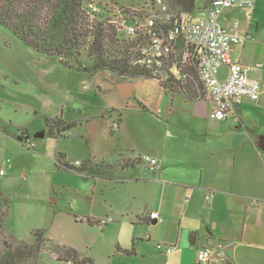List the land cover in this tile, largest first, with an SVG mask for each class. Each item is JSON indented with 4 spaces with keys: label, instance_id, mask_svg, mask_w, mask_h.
<instances>
[{
    "label": "rangeland",
    "instance_id": "rangeland-1",
    "mask_svg": "<svg viewBox=\"0 0 264 264\" xmlns=\"http://www.w3.org/2000/svg\"><path fill=\"white\" fill-rule=\"evenodd\" d=\"M206 1L195 0V3L200 7ZM84 2L83 7L96 5L100 11L98 19L105 20L119 7L135 10L148 1ZM256 7L251 13L227 10L222 19L225 18L231 26L238 22L239 27L244 26L247 32L260 22L258 35H250L254 36L255 43L264 44V0H260ZM197 14L195 12V16ZM80 63L89 65L85 59ZM258 63L262 68L258 75H252L262 89L258 103L246 100L242 109L247 107L244 123L257 137H264V61ZM225 71V67L220 68L218 76L223 77ZM114 81L106 73L91 75L68 69L55 58L38 55L0 26V169L3 166L6 170V176L0 177V205L4 199L10 203L9 216L4 223L7 231L4 229L2 233L18 241H29L30 231L44 229L52 242L43 244L40 259L27 264H66L62 259L65 255L56 251L58 245L74 249L79 260H91L92 264H185L177 253L179 249L164 255L157 250V243H148L144 240L145 234L133 230L130 225H123L119 231L112 223L108 229L90 228L85 222L90 210L89 197L81 190H66L64 186L52 183V166L62 168L63 164L71 165L78 160L87 166L89 176L96 174L88 164L92 158L114 164L129 155L136 163L156 154L159 149L157 135L162 126L155 114L159 110L163 114L167 111L170 94L164 92L155 80H139L133 97L138 107L127 110L126 114L123 111L117 113L107 109L105 97ZM174 97H177L176 103H180L179 110H184L179 115L193 117L195 111L189 108L186 112L188 108H185L182 96L175 94ZM43 116L64 121L75 119L78 120L77 127L56 134L55 130L50 132L45 127ZM202 120L223 125L210 120L209 114H203ZM18 128L24 129L23 133L29 138L18 142ZM41 131L44 137L34 139L33 135ZM30 143L34 144V149L29 148ZM41 154L52 156L53 162L49 163L47 158L39 156ZM59 156L63 158L62 163H58ZM146 169L144 163L139 162L127 173L131 177L142 173L153 175ZM106 196L109 202L114 201L116 193L112 195L110 192ZM6 211L7 207L1 210ZM150 226L160 227L159 224ZM134 236H137L136 240ZM0 242H3L2 237ZM158 243L168 246L162 241Z\"/></svg>",
    "mask_w": 264,
    "mask_h": 264
},
{
    "label": "crops",
    "instance_id": "crops-1",
    "mask_svg": "<svg viewBox=\"0 0 264 264\" xmlns=\"http://www.w3.org/2000/svg\"><path fill=\"white\" fill-rule=\"evenodd\" d=\"M258 2L260 0L249 13L256 10ZM220 20L225 27L233 28L225 18ZM259 27L260 22H257L253 30L248 28L247 32L244 26L237 30L256 36ZM231 56L249 65L264 61V44L253 41L235 47ZM103 73L115 80L105 95L108 110L126 114L127 110L138 107L133 97L137 83L142 79L121 80ZM176 98L170 96L164 114L160 110L155 114L162 126L157 135L159 149L151 156L157 166L150 171L144 164L146 171L153 175L129 176L127 172L138 164L126 155L115 162L128 164L125 170L106 172L89 166L96 173L89 176L87 167L84 174H79L52 166V183L64 186L66 190H81L89 197L90 210L85 222L90 228L108 229L112 223L119 231L123 225H130L133 230L148 235V239L143 238L148 243L162 241L173 245V252L179 249L177 253L185 264H193L197 250L203 245L214 251L211 264H264V152L259 149L261 137H257L243 121L247 107H242L246 100L238 107L237 117L221 122L223 125L220 126L202 120L203 114L208 115L211 110L210 103L185 101L182 97L188 108L186 112L189 108L195 111L194 116L188 118L179 115L184 110H179L180 103H176ZM258 99L253 102L258 103ZM68 121L78 122L75 119ZM39 156L53 162L52 156ZM90 160L93 163L104 161ZM130 163L134 166H129ZM0 170L5 172L0 177H5L4 167ZM110 192L116 193V197L109 202L106 195ZM210 192L214 196L206 200ZM150 213H156L159 221L149 220ZM106 218L111 222L104 226L97 224ZM36 230L44 229L32 230L30 235ZM45 238L52 243L46 237V230Z\"/></svg>",
    "mask_w": 264,
    "mask_h": 264
},
{
    "label": "trees",
    "instance_id": "trees-1",
    "mask_svg": "<svg viewBox=\"0 0 264 264\" xmlns=\"http://www.w3.org/2000/svg\"><path fill=\"white\" fill-rule=\"evenodd\" d=\"M84 1L0 0V26L28 49L38 55L55 58L68 69L84 71L91 75L107 72L121 80L152 79L170 96L179 94L185 101H201L199 99L201 87L194 67L186 68L178 76L172 72L170 64H166L163 78L154 75L152 68L149 69L140 63L143 40L126 39L106 19L91 18L88 15V7H83ZM164 1L172 11L179 13H194L200 8L196 6L195 0ZM84 59L89 65H81L80 61L83 63ZM43 118L45 127L50 132L55 130L56 134L77 127L76 121L65 122L60 118L52 119L47 116ZM18 129L20 136L25 137L24 129ZM62 159L59 156L58 163H62ZM88 162L90 167L106 172L122 171L128 167L126 163L110 164L104 161L93 163L91 160ZM139 162L142 161L138 160L134 164ZM134 164L130 163L129 166ZM61 166L63 170L79 174H84L87 167L82 164L79 167L67 164ZM4 207H7V211L1 212ZM9 207L10 203L4 199L0 205V237L3 238V242H0V264H27L40 259L43 244L49 242L45 238V230L33 231L29 241H18L9 234L3 236ZM56 251L65 255L62 259L66 262L73 260L75 264L76 262L92 264L91 260H79L78 253L72 248L58 245Z\"/></svg>",
    "mask_w": 264,
    "mask_h": 264
},
{
    "label": "built area",
    "instance_id": "built-area-1",
    "mask_svg": "<svg viewBox=\"0 0 264 264\" xmlns=\"http://www.w3.org/2000/svg\"><path fill=\"white\" fill-rule=\"evenodd\" d=\"M256 1L209 0L195 11L198 12L195 16V12L172 11L164 0H151L135 10L119 7L110 13L106 21L124 38L143 40L140 63L152 68L154 75L163 78L166 64H170L172 72L178 76L186 68L194 67L201 87L199 99L212 106L209 119L225 122L237 117V109L243 101L258 99L262 89L252 75H258L262 64L246 65L233 60V49L243 47L254 38L248 33H239L238 22L229 29L220 19L225 11L231 9L249 12ZM88 6V15L98 18L99 8L94 4ZM222 67H225L226 74L220 78L219 69ZM29 148L34 149V144L30 143ZM141 161L150 171H154L157 166V161L150 157ZM81 164L75 161L71 165L79 167ZM4 173V170H0V176ZM213 196L214 193L210 192L205 199L210 200ZM148 218L159 221L156 213H150ZM108 222H111L110 218L102 219L97 224L104 226ZM156 248L164 254H170L175 247L157 243ZM213 255L214 251L203 245L197 250L193 264H211ZM66 264L75 263L67 260Z\"/></svg>",
    "mask_w": 264,
    "mask_h": 264
},
{
    "label": "water",
    "instance_id": "water-1",
    "mask_svg": "<svg viewBox=\"0 0 264 264\" xmlns=\"http://www.w3.org/2000/svg\"><path fill=\"white\" fill-rule=\"evenodd\" d=\"M44 132L43 131H41L40 133H36V134H34L33 135V138L34 139H41V138H43L44 137ZM29 138V136H25V137H18L16 140L18 141V142H21L22 140H25V139H28ZM259 149L261 150V151H263L264 152V137H261V139H260V144H259Z\"/></svg>",
    "mask_w": 264,
    "mask_h": 264
}]
</instances>
